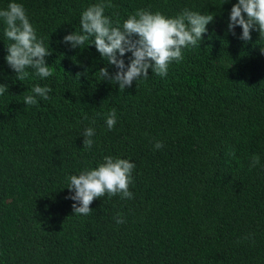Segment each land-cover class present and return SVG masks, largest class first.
Instances as JSON below:
<instances>
[{"label":"trees","instance_id":"trees-1","mask_svg":"<svg viewBox=\"0 0 264 264\" xmlns=\"http://www.w3.org/2000/svg\"><path fill=\"white\" fill-rule=\"evenodd\" d=\"M15 2L44 39L52 76L29 68L15 79L0 20V85L8 87L0 96V264H264V38L228 31L237 0H111L113 26L139 9L214 14L167 76L150 69L125 90L98 75L116 69L91 38L77 49L62 42L99 0ZM36 84L53 89L50 99L24 105ZM87 127L96 130L90 150ZM109 155L135 164L133 198L105 195L90 215L74 214L69 177ZM253 155L260 163L250 169Z\"/></svg>","mask_w":264,"mask_h":264},{"label":"clouds","instance_id":"clouds-1","mask_svg":"<svg viewBox=\"0 0 264 264\" xmlns=\"http://www.w3.org/2000/svg\"><path fill=\"white\" fill-rule=\"evenodd\" d=\"M228 2L230 0H225V3ZM110 7L111 0H99L87 7L81 13V31L65 35L62 42L77 49L91 38V44L95 45L101 57L106 58L107 64L116 69L110 73L108 67H104L98 71V75L103 81L118 85L120 90L132 87L140 79H148L150 69L152 74L167 76L169 65L183 59L184 49L195 47L198 42L200 44L207 31L206 26L214 19V14H201L188 9L175 17L165 16L159 11L153 13L149 9H139L130 14L121 27L113 26L111 18L105 15L106 8ZM0 20L6 25L4 36L11 41L7 46L8 55L5 59L16 73L15 79L24 81L29 76L26 71L29 68L34 69L35 75L41 79L51 77L52 71L45 59L51 53L45 46L44 39L38 38L24 5L13 0L6 8L0 9ZM237 26L242 29L239 39L243 41L251 40L252 31H257L260 39L264 38V0H237L231 7L228 31L235 35L234 29ZM127 53H131V56L126 65L123 57ZM79 75L78 73L77 77ZM52 91L47 85L36 84L32 87L31 94L24 95L23 104L34 106L38 103L37 97L48 100ZM6 92L8 87L0 85V96ZM105 121L108 130H112L117 122L115 109L106 114ZM95 135V128L85 129L84 149L92 148ZM163 146L162 141L154 143L157 150ZM230 155L234 156L235 153ZM259 163V156L253 155L250 158V169ZM134 168L135 164L129 160L109 155L96 168L85 169L79 175L70 176L67 189L74 194L65 198L74 201L71 205L73 213L90 215V205L105 195H119L121 199L133 198L129 187L133 184ZM114 219L117 224L125 223L121 213Z\"/></svg>","mask_w":264,"mask_h":264}]
</instances>
